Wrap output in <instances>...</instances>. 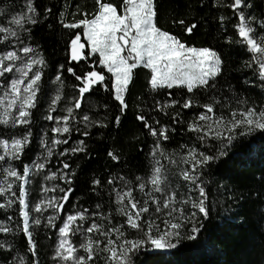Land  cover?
I'll list each match as a JSON object with an SVG mask.
<instances>
[{"label": "trees", "instance_id": "trees-1", "mask_svg": "<svg viewBox=\"0 0 264 264\" xmlns=\"http://www.w3.org/2000/svg\"><path fill=\"white\" fill-rule=\"evenodd\" d=\"M107 2V0H106ZM112 2H122V0H112ZM232 0H157L158 27L168 31L178 37L187 46L209 47L220 54L223 61L222 74L218 77V91L207 94L197 92L195 96L179 89L159 90L161 94L153 92L148 86L150 78L149 70L138 68L134 72L133 82L129 85V92L126 94L128 107L123 113L117 107L118 101L107 91L103 85L94 86L96 91L92 95L85 94L86 98L82 102V109H76V119L73 120L70 134L61 133L57 135L51 132L55 126L54 121L46 120L51 99L56 95V89L62 92V101L56 106L53 115L66 113V106H71L72 97L78 95L77 84L71 73L67 72L68 67H73L77 74L87 68L89 70L101 71L102 66L94 63L95 56H86L80 62L70 59V52L66 46L69 41L72 29H65L60 21L64 23L81 19L83 13L89 14L88 18L96 11L95 0H34L41 16L38 17L36 25L25 24L29 31L21 30L20 35L25 44H30L43 56L46 65L43 68L44 76L41 85L45 94H38V103L32 111L31 131L33 133L30 143L26 146L24 153L19 159L11 160L12 165L22 174L23 167L30 168L36 161L45 163V169L33 173L25 185L27 189V199L29 203L30 220L36 215H41L40 226H31L33 238L37 242V252L34 256L28 251L27 236L22 229V217L19 216L18 201L9 207H0V223L12 229L11 232H0V264H54V253L58 243V228L47 227V217L52 215V209L46 208L42 214L35 213L33 205L39 203L43 196L60 197L63 195L60 188H67L69 185L60 178L63 173L74 176L71 187L74 191L70 194V201L65 205V211L58 213L55 223L61 224L59 216L74 213L78 209H89V215L96 211V204H101L106 215L114 217V223L123 222V217L116 215V198L113 187H122L119 180L115 185H108L107 181L112 176H123L126 180L132 181L134 187L133 195L137 199L143 198V193L135 188L137 183L135 178L140 176L147 179L151 174L153 158L150 155L155 138L152 137L141 121L137 119L139 114H146L151 117L149 123L154 127H159L155 121L159 120L161 125L169 128V139L161 141L165 154L173 156L174 159L186 154L188 147L195 146L200 151H205V147L197 140L196 134L189 132L187 123L194 119L199 112L205 111L202 108L204 103L210 102V96H217L222 103H228L225 108L217 105L216 114L223 112L230 115L231 108L236 107V98L249 99L248 105L255 101L259 108L264 105V85L261 84L255 71L258 68L253 53L246 45L241 43L235 24L238 17L234 15L230 8ZM25 0H0V10L9 13L22 11ZM251 8L245 7L246 16L250 13L256 20L255 29L259 31L260 22L264 20V0H248ZM46 8H51L50 14H43ZM79 9V11H77ZM64 16L61 17L60 13ZM225 17L222 22L220 17ZM10 18V16L8 17ZM0 17V24H7V19ZM179 20H184L185 25L196 24L197 27L189 34L185 31V25H180ZM16 45L9 44L7 47L0 43V51H6ZM21 55H23L21 53ZM251 64V67H247ZM63 64L64 69L59 65ZM105 82L109 83L106 70ZM60 74L63 85L55 81V75ZM3 79V78H0ZM231 86V89L229 88ZM3 88H0V93ZM168 91L172 92L169 96ZM227 94V100L224 94ZM192 97L199 103L193 105L191 109H183L181 105L184 100ZM173 99L180 101L178 105H169L164 111H160L159 105L169 104ZM157 101L159 104H157ZM176 111L181 113L178 118L180 122H174L172 116ZM83 115H88L91 121H103L107 127H102L99 123H92L85 126ZM120 116V123L117 125L115 117ZM77 128L79 131H77ZM175 131H171V129ZM26 127L17 125L0 124V140L12 137H21ZM87 131L88 136L83 132ZM47 134V135H45ZM67 139L68 144L57 145L54 148L53 156L44 159L46 150L40 145L42 139H47L51 146V139ZM85 142L84 152H69L66 156L61 155L65 147H76L78 141ZM211 143L215 144V141ZM113 151L120 159L113 160L108 156V152ZM4 154L0 150V155ZM215 154V149L209 151ZM161 163L171 170L169 180L173 187L180 185L178 192H187V182L179 177L180 168H189L190 165H173L167 159L160 158ZM63 163H68V169L63 168ZM0 165L7 167L0 162ZM203 186L205 187V204L209 208V216L203 218V227L196 235V239H188L190 225L182 229L183 238L180 243L172 249L155 250L150 255H140L136 264H264V131H256L251 134L237 137L227 156L220 157L211 162L209 167L203 169ZM56 172L57 176L46 180L45 175ZM101 180V186L92 184V180ZM12 178H9L11 181ZM4 180L2 170H0V181ZM19 181L13 184L11 191H15L18 196ZM0 186H5L0 184ZM47 188L49 191H42ZM55 188V191L51 189ZM93 188L96 190L93 191ZM148 189H145L147 191ZM9 191L6 195L0 194V205L5 204L9 198L15 200L16 197ZM193 199L199 200V192L195 190L190 193ZM44 200V199H43ZM42 207H44L42 205ZM192 211L191 205L186 206ZM11 217V219H9ZM160 223V221H157ZM19 225V226H18ZM163 227V225H161ZM34 229V230H33ZM115 238V236L113 237ZM128 239H133L134 234L129 230ZM5 241L7 242L5 244ZM73 242L78 241L73 238ZM8 245H12L11 248ZM80 254H84L80 250ZM103 264V259L98 261Z\"/></svg>", "mask_w": 264, "mask_h": 264}, {"label": "snow or ice", "instance_id": "snow-or-ice-1", "mask_svg": "<svg viewBox=\"0 0 264 264\" xmlns=\"http://www.w3.org/2000/svg\"><path fill=\"white\" fill-rule=\"evenodd\" d=\"M95 5L96 11L91 18H88L89 14L85 12L82 14L84 18L69 23H64L62 19L60 23L65 29L74 30L69 41L66 42L70 59L77 62L87 59L85 53L87 45L90 47L88 55L95 56L93 62L101 65L102 70H89L85 65L80 74H77L73 67L66 69L76 81L81 83L76 85L78 95L72 97L71 106H66L67 114H52L62 101L61 89H56V95L51 99L45 117L46 120L55 122L51 132L57 135L70 134V125L76 119L75 110L82 109L85 94L92 95L97 90L94 86L103 85L114 96V100L119 102L117 107L123 113L128 107L126 94L129 92V85L133 82L134 72L138 68L149 70L148 86L158 94H161L159 90L172 89L181 91L186 89V94L190 93L193 96L197 92L207 94L218 91L217 78L222 74L223 65L220 54L209 47L187 46L175 35L158 27L157 0H122V2L95 0ZM245 7L251 8L248 0H232L230 4L234 15L238 17L235 29L238 31L241 43L254 54L252 58L258 66L254 74L259 76L261 84L264 85V20L260 22V29L257 31L253 27L256 18L250 13L246 16ZM51 12V8H46L43 14ZM41 15L34 0H25L22 11L9 13L0 10V17L10 16L7 24H0V43L5 47L13 43L16 45L9 50L0 51V78H3L0 79V88L4 89L3 94L0 95V124L13 127L22 125L27 129L19 138L0 140V147L4 152L0 155V162L7 165V167L0 165L4 175V180L0 181V184L5 185L0 186V194L6 195L12 190L14 183L20 182L18 196L15 191H11V195L16 199L9 198L0 207L10 208L18 201L19 216L22 217L20 230L27 236L28 251L34 256L37 252V242L30 227L40 226L42 220L41 215H36L30 220L25 185L28 183L31 169L25 165L21 174L12 165L11 160L19 159L20 154L24 153L30 143L33 135L31 110L37 106L38 94H47L41 85L46 61L33 46L25 44L20 35L21 30L29 31L24 27L25 24L36 25ZM60 15L63 17L64 13L61 12ZM220 19L223 22L225 17L222 16ZM178 23L185 25L184 20H179ZM196 27L194 23L185 25V31L191 34ZM246 66L251 67V64L246 63ZM59 68L64 69V65H59ZM103 69L111 74L109 83L105 82ZM7 74H12L11 78ZM55 81L62 87L60 74L55 75ZM229 88L231 89V86ZM167 94L171 96L172 92L168 91ZM224 96L227 100L226 93ZM209 99L210 102L202 105L205 111L199 112V115L187 123L188 131L196 134L197 140L206 150L200 151L195 146L184 145L187 152L179 160L166 155L161 143L169 139L168 126L161 125L157 120L155 123L160 126L154 127L149 123L150 116L146 114L137 116L143 127L155 138L150 153L153 165L147 179L140 176L135 178L137 182L135 188L143 193L142 199H137L133 195L132 181L126 180L123 176L108 178V185H115L117 180L122 185L119 189L113 187L112 191L115 192L116 198L115 213L124 218L123 222L114 223V217L100 211L102 205L96 204L97 210L92 211L90 215L89 209L82 208L67 214L66 218L59 216L61 224L57 225L55 221L58 213L65 211V205L70 201V194L74 191L70 186L74 173L61 175L60 178L69 185L67 188H60L63 195L58 198L53 196L47 201L41 199L32 209L37 214H42L46 208L52 209V215L47 217V227L58 228L59 233L53 258L54 264H98L101 258L103 264H136L140 255L151 254L149 249L155 251L175 248L183 238L181 230L187 225H190V234L187 238L196 239V235L203 227L198 214H202L203 218L209 216V208L205 204L207 197L203 186V169L220 157L227 156L230 146L237 137L258 130L264 131V105L258 108L255 101H252L251 106L241 107L248 105L249 99L236 98V107L231 108L230 115L226 116L223 112L217 115L215 108L217 105L227 108L229 104L222 103V100L215 95L210 96ZM194 103L198 104L199 101L189 97L184 100L181 107L191 109ZM178 104L180 101L173 99L169 104L159 105L160 111L167 114L166 109L169 105ZM180 116L181 113L176 111L172 120L180 122L178 120ZM82 119L86 127L92 123L107 127L103 121H91L88 115H83ZM115 122L117 125L120 123V116L115 117ZM83 135L88 136L89 133L85 130ZM212 141L216 143L213 144ZM61 144L67 145L68 140L53 137L49 146L47 139H42L37 147L42 146L46 150L44 159L47 160L48 157L53 156L55 146ZM213 148L215 154H209ZM84 151L85 142L80 140L76 147H65L61 155ZM108 156L116 161L120 159L113 151H109ZM158 157L167 159L173 165H190L189 168L179 169V177L187 182V192H178L180 185L172 186L169 180L171 170L162 164ZM69 167L68 163H63V168ZM32 168L37 171L43 170L45 163L36 161ZM56 176L57 173L52 172L50 175H45L44 179L49 180ZM9 178H12L11 181ZM92 184L100 187L101 180L94 178ZM51 190L55 191V188ZM95 190L93 188V191ZM195 190L199 192V200L193 199L190 195ZM42 191L49 189L44 188ZM187 205H191L193 210L189 211ZM129 230L134 234L133 239L127 238ZM11 231V228L0 223V232ZM73 238L78 241V246L73 242ZM0 247H4V244H0ZM8 247L11 248L12 245ZM80 250L84 254H80ZM21 264L24 262L21 261ZM34 264H39V261H35Z\"/></svg>", "mask_w": 264, "mask_h": 264}, {"label": "rangeland", "instance_id": "rangeland-1", "mask_svg": "<svg viewBox=\"0 0 264 264\" xmlns=\"http://www.w3.org/2000/svg\"><path fill=\"white\" fill-rule=\"evenodd\" d=\"M253 27L255 28V25H254V23H253ZM237 33H238V31H237ZM84 39V37L82 36V40ZM90 51V47L89 46H87L86 45V49H85V52H87V56H93V55H88V52ZM96 56H98V54H95ZM104 70H106V69H104ZM107 71V70H106ZM11 75L12 74H7V76L9 77V78H11ZM3 91H4V89H3ZM3 91L0 93V95H2L3 94ZM0 150H1V152H3V148L2 147H0ZM4 153V152H3ZM31 170H30V173H29V177L31 176V174L33 173V170H34V168H30ZM29 177H28V181H29ZM45 201H47V199H49V198H51V196L50 197H48L47 195L46 196H43L42 197Z\"/></svg>", "mask_w": 264, "mask_h": 264}, {"label": "bare ground", "instance_id": "bare-ground-1", "mask_svg": "<svg viewBox=\"0 0 264 264\" xmlns=\"http://www.w3.org/2000/svg\"><path fill=\"white\" fill-rule=\"evenodd\" d=\"M77 62V61H76Z\"/></svg>", "mask_w": 264, "mask_h": 264}]
</instances>
